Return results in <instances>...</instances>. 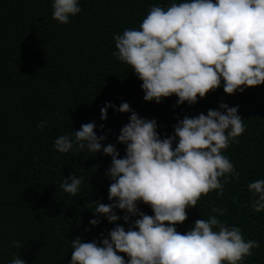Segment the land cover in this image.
<instances>
[{
  "label": "trees",
  "instance_id": "obj_1",
  "mask_svg": "<svg viewBox=\"0 0 264 264\" xmlns=\"http://www.w3.org/2000/svg\"><path fill=\"white\" fill-rule=\"evenodd\" d=\"M78 2L81 11L60 24L51 16L52 0H0V264L17 255L27 264H68L72 239L99 241L115 224L127 229L134 219L109 223L100 217L99 224L90 225L92 202L110 203L105 170L111 158L86 150L62 154L53 148L57 136L95 121L103 124L94 129L106 136L102 146L114 144L122 157L125 146L116 136L131 113L109 107L101 120L106 101L117 107L127 102L138 116L155 119L161 138L173 134V125L185 115L206 114L221 102L238 106L245 131L223 150L235 176L230 174L222 194L212 190L187 208L176 230L183 233L196 219L215 215L213 207L226 210L218 218L260 245L243 264H264V210L252 211L247 190L249 182L264 179V83L233 94L217 87L191 105H176L174 95L159 103L145 101L141 81L112 55V36L138 29L151 5L165 7L170 0ZM40 121L46 126L38 128ZM69 174L81 178L75 195L59 188ZM137 206L152 214L147 205ZM13 240L21 247L13 246Z\"/></svg>",
  "mask_w": 264,
  "mask_h": 264
},
{
  "label": "clouds",
  "instance_id": "obj_2",
  "mask_svg": "<svg viewBox=\"0 0 264 264\" xmlns=\"http://www.w3.org/2000/svg\"><path fill=\"white\" fill-rule=\"evenodd\" d=\"M51 8L60 24L81 11L78 0H52ZM112 39V55L141 81L145 101L159 103L174 95L176 105H191L217 87L233 94L264 83V0H170L165 7L151 5L138 29L125 28ZM109 107L131 113L116 136L125 146L122 157L114 144L102 146L106 136L94 129L103 124L95 121L57 136L53 148L62 154L86 150L111 158L105 170L110 203L92 202L90 225L99 224L100 217L109 223L134 219L127 229L115 224L99 241L72 239L68 264H243L260 245L218 218L226 210L213 207L215 215L196 219L183 233L176 230L187 208L212 190L219 196L230 174L234 178V165L223 150L245 131L238 106L221 102L206 114L185 115L166 138L156 131L155 119L138 116L127 102L117 107L106 101L101 120ZM80 185L81 178L71 174L59 182L70 195ZM247 190L252 211L264 210V179L249 182ZM141 203L151 215L138 208ZM11 243L21 247L17 240ZM8 264L27 262L17 255Z\"/></svg>",
  "mask_w": 264,
  "mask_h": 264
}]
</instances>
